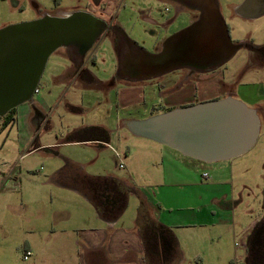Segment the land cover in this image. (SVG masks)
Returning <instances> with one entry per match:
<instances>
[{
    "label": "rangeland",
    "instance_id": "1",
    "mask_svg": "<svg viewBox=\"0 0 264 264\" xmlns=\"http://www.w3.org/2000/svg\"><path fill=\"white\" fill-rule=\"evenodd\" d=\"M241 1L216 0L223 21L229 28L230 39L232 42L251 41L254 45H263L264 16L245 19L233 14V6ZM91 3L92 0H0V28L38 19L42 12L53 16L57 12L87 11ZM173 4L169 6L165 0H117L113 15H116L117 25L131 40L145 51L155 53L161 49L168 36L192 22H188L189 14L198 16V11L190 8L184 7L178 12ZM166 7L169 8L168 11H165ZM91 13L106 20L110 19L100 16L99 13ZM146 15L155 23L147 22ZM172 20H176L172 26L162 27L163 23ZM113 38V33H104L85 56L87 74L93 77L94 85L85 81L58 83L56 72L59 64L66 65L63 62L66 50L58 48L49 56L38 82L39 92L33 94L31 99L46 114V119L39 125L38 132L35 131L36 127L28 129L20 125L18 128L16 123L4 126V121H0V159L6 164L18 165L15 167L16 178L5 184L6 192L3 193L6 196L4 199L0 198V224L6 226L12 224L15 227L30 225L33 221L34 208L38 204L43 208L35 199L37 193L45 191L40 176L47 170L65 166L68 161L94 176L123 179L132 190L137 193L149 192L155 200L168 192L175 194L173 204L185 209L187 215L193 214L188 209L203 210L205 204L216 200L224 203V206H229L235 201L233 219L245 234L248 224L256 218L261 219L264 215V61L254 55L251 56L245 48H241L214 73V78L220 81L224 90L228 88L232 92L235 91L236 98L255 109L259 119V135L255 144L247 152L234 158L232 163L237 164L231 172L233 185L219 182L216 188L212 186L216 181L204 179L203 185L184 184L169 189L162 185L163 168L160 166L162 151L175 153L174 155L179 158L178 152L132 134L125 126L124 119L145 118L143 115L150 114L153 108L150 107L147 113V107L149 108L147 105L153 100H163V97H157L159 93L165 94L168 89L173 92L179 87L183 92L190 84L200 83V78L190 71L176 69L147 80L124 81L117 76V54L113 49ZM123 85H139L144 103L134 104L123 112L116 108L115 91ZM23 104L17 106L15 111ZM68 104L82 110H71ZM112 115H117L118 119H113V126L109 131L110 140L105 146L65 142L66 135L71 130L82 125H108ZM121 116L122 122L119 121ZM148 116L150 115L146 117ZM27 138H32V146L55 143L53 152L46 156L39 153L25 154ZM182 157L181 155V161H184ZM201 163L206 167H213L209 163ZM83 164L86 167H83ZM208 184L211 186H207ZM58 194L61 196L62 191ZM135 197L134 194L128 196L122 220L131 221L136 217L139 201ZM45 199L50 202V195ZM56 203L60 205V200H56ZM200 214L195 216L197 221L193 223L194 225L175 229L181 240L182 249V258L178 264H242L243 261L234 257L222 258L220 251L227 248L236 251L237 255H244L241 246L244 235L240 232V235L232 239L228 236L226 239H219L216 235L217 222L206 217L204 210ZM246 234L249 235L250 231ZM223 241L231 242L232 245L228 244L226 247ZM219 242L223 246L219 245ZM197 245L202 254L196 250ZM216 246L220 249L219 253ZM11 250L13 254L16 251L18 255L20 253L16 247H12ZM198 257H201L200 260ZM19 261L23 263L21 257Z\"/></svg>",
    "mask_w": 264,
    "mask_h": 264
},
{
    "label": "crops",
    "instance_id": "2",
    "mask_svg": "<svg viewBox=\"0 0 264 264\" xmlns=\"http://www.w3.org/2000/svg\"><path fill=\"white\" fill-rule=\"evenodd\" d=\"M165 1L169 3V6L174 3L173 5L178 12L185 7L198 11L199 16V10L196 7H190L184 4L182 0ZM244 1L245 0H242L233 6V14L248 19L264 16V0H251L239 12L238 9ZM93 4L94 5L91 4L90 6L94 13H99L100 16H104L107 19L110 18L109 20L119 27L115 20L116 15H113L114 9L117 7V0H95ZM165 9H167L165 11L169 10L168 7ZM198 16L189 14L187 18L188 22L195 21ZM145 20L151 23L154 22L148 15H146ZM175 21L176 20H172L169 23L165 22L162 24V27L169 28ZM119 28L122 30L121 27ZM64 57L65 60H63V62L66 65L59 64L56 72L58 83L85 81L94 85L92 84L94 82L91 76L89 77L87 75L83 80L74 77L75 70L73 60L67 50ZM85 60L86 59H84V62ZM196 85V83L190 84L183 92H181V87H179L173 92H170V89H168L165 94L163 92L159 93L157 97H163V100L151 101L150 104L147 105L149 106V108L147 107V113L150 107H156L157 113H160L166 108H176L182 105H191L208 101L205 100L206 98L201 92L202 86L200 85L198 92L199 98H193L197 89ZM140 90L141 87L139 85H123V87L118 88L115 91V107L123 112L124 109L134 104L144 103V101L142 102ZM68 108L71 110H82L70 104H68ZM151 112L152 110H150V114L147 115H151ZM147 115H143V117ZM12 117L13 120L9 125H14L16 123L18 128L20 125H23L24 128L27 127L28 129L36 127L37 130L35 129V131L38 132V127L45 121L46 114L42 108L36 106V103L31 100L30 102H25L20 109H16ZM113 119L117 120V115H112L111 119L109 118L111 122L110 124L108 123V125L79 126L66 135L65 142L86 146H98V144L101 143L98 140L79 141L75 139L74 141H68L67 137L71 136L74 132L82 131L84 128L99 126L108 132L109 138L108 142L104 143L105 146L110 140L109 131L113 126ZM129 119L139 118H127L124 119V121ZM119 121H123V116L119 117ZM34 140H36V138ZM25 145V154L39 153L42 156H46L53 152L55 143L36 144L32 146V138H27ZM174 154L175 153H171L170 151H162L160 166L163 168V186L171 189L180 187L184 184L203 185L204 179H213V182L216 181L212 185L214 187H216L219 182L227 184L232 183L231 172L233 171V167H237V164L232 165L235 160L234 158L230 159V161L225 160L209 163L213 167H206L202 165V161L184 156L179 152V155H177L179 158ZM181 155L184 161H181ZM226 161L227 163H224ZM15 167H18L16 163L6 164V162L0 159V198L2 199L6 196V194L3 193L6 188L5 184H7L9 180L16 178ZM83 167H86L85 164H83ZM80 170L86 175L94 176L84 172V169ZM203 173H207L208 177H202ZM76 175V173L70 170H65L64 166H60L59 168L47 170L40 176L45 191H41L39 194L37 193L35 199L38 203H41L43 208H40L39 204L34 208L32 212V223L26 227H15V225L12 224L8 226L3 223L0 224V264H21L19 261L20 257L23 260L22 264H178L182 258V249L181 240L175 231L181 229V227L194 225L193 223L197 221L195 216H197V214L199 215L203 210L206 217H210L211 220L213 219L217 222L218 229L216 230V235H218L219 239H226L227 236L232 239L240 235V232L243 234V230L239 229L233 219L235 201H232L229 206H224V203L216 200V202L205 204V209L203 210L195 211L194 209H188L189 212L193 214L187 215L185 209L173 204L175 203L173 198H176L175 194L168 192L158 200H155L149 192L137 193L132 190L123 179L110 176H98L117 180L130 188V192L126 198V205L128 196L131 194H134L136 196L135 198L139 201V205L135 212L136 217L131 221L122 220L126 205L116 218L104 219L98 215L89 198L77 188L76 184H74ZM13 183H15V181H13ZM207 186L211 185L208 184ZM59 191H62L61 196L58 194ZM47 195H50V202L45 199ZM58 199L60 200V205L56 203ZM141 205L144 207L145 215L147 216L146 227H153L161 232L159 239L163 245V253L160 257L156 256L155 252L154 254L150 253L147 239L142 230L143 228H141L139 224L138 211ZM109 212L114 211L109 210ZM259 220L260 218L252 220L246 228V233L251 231ZM246 233L243 234L241 245L244 255H237L236 251L233 252V250L230 251L227 250V248L225 251H220L219 247L216 246L218 253L220 251L221 257L226 259H232V257H234V259L243 261L242 264H250L248 251L249 235ZM223 243L226 247L228 244L230 246L232 245L231 242L223 241ZM194 244L195 243H193V245ZM219 245L222 244L219 242ZM197 246L198 247L195 248L200 253L199 245ZM12 247L19 249V255L17 251L15 254L12 253ZM25 250L30 251V255L26 260L23 259V251ZM200 258L201 257H198V260H200Z\"/></svg>",
    "mask_w": 264,
    "mask_h": 264
},
{
    "label": "water",
    "instance_id": "3",
    "mask_svg": "<svg viewBox=\"0 0 264 264\" xmlns=\"http://www.w3.org/2000/svg\"><path fill=\"white\" fill-rule=\"evenodd\" d=\"M250 1L245 0L239 12ZM191 2L199 10L197 19L168 36L155 53L145 51L119 27L110 28L118 37L120 79L147 80L181 68L206 71L235 52L238 47L230 41L216 1ZM107 28L104 19L87 11L45 15L0 28V121L13 108L31 101L46 62L56 49H66L72 60L81 64ZM125 126L136 136L206 163L244 154L259 135L256 110L231 96L129 119Z\"/></svg>",
    "mask_w": 264,
    "mask_h": 264
},
{
    "label": "flooded vegetation",
    "instance_id": "4",
    "mask_svg": "<svg viewBox=\"0 0 264 264\" xmlns=\"http://www.w3.org/2000/svg\"><path fill=\"white\" fill-rule=\"evenodd\" d=\"M182 1L184 2V4L189 5L190 7H195L194 4L191 2V0H182ZM93 2L95 3V0H92V3H91L92 5H94ZM87 12H90V13L93 12L90 5H89V8H87ZM66 14H68V13L67 12H57L53 16H64ZM45 15H49V14L42 12L40 14V17L45 16ZM49 16H52V15H49ZM102 19H104V18H102ZM245 19H248V18H245ZM104 20L108 23V28L106 29V31L104 33H108V32L113 33L114 38L112 40H113V42H114V40H117L116 42L118 43L117 34L110 29L116 25L113 24V22H111L110 20H106V19H104ZM225 28H226L227 33L229 35V28L227 27L226 24H225ZM229 38H230V36H229ZM230 41H231V39H230ZM231 43L238 47L235 50V52L241 48H245L251 56L254 55L259 60L261 59L262 61H264V44L260 45V46H255L251 41H250V43H240L238 41L237 42L231 41ZM87 53H86V55H87ZM85 56H84V59H85ZM71 59H72V57H71ZM84 59L82 60L81 64H78V63L73 61L74 70H75L74 77H77V79H81V80H83L88 75L87 74L88 71L85 67L87 60H85V62H84ZM224 65H225V62L222 63L221 65H219L218 67L214 68V69H210V70H206V71L205 70L199 71V70H194L191 68H181V70H184L186 72L190 71L192 73L197 74V77L199 76V78H200L199 79L200 83H197V85H196L197 89H196L195 95L193 97L194 99L199 98V94H198L199 85L202 86L201 92H202L203 96L206 98L205 100H208V101L209 100H216V99H221V98H224L227 96H231V97L237 99L235 94H234L235 91L232 92L228 88H226V90H224V86H222L220 81L218 82V80H216L214 78V76H215L214 73L218 69H220V67H222ZM203 87H204V90H203ZM90 192H92L93 195L96 198H98V200L101 202V204L108 211L109 210L115 211L121 205L120 193L117 192V190H115V188L110 184H100V185L91 186ZM144 234H145V237L147 239V245H148L150 253L154 254V252H155L156 256L160 257L163 253V249H162L163 245L161 244L160 239H159L161 236V232L156 228L154 229L153 227L152 228L146 227ZM248 251H249L250 264H264V216L255 224V226L250 231V234L248 236Z\"/></svg>",
    "mask_w": 264,
    "mask_h": 264
},
{
    "label": "trees",
    "instance_id": "5",
    "mask_svg": "<svg viewBox=\"0 0 264 264\" xmlns=\"http://www.w3.org/2000/svg\"><path fill=\"white\" fill-rule=\"evenodd\" d=\"M117 40H114V50L116 52L117 49ZM38 88V85L37 87ZM182 106H187V105H182ZM181 106V107H182ZM173 108H166L163 109L162 112L170 110ZM15 112V108H13L12 110H10L1 120L4 121V126L9 125L12 120L13 117L12 115ZM157 113V109L156 107L152 108V112L151 115L156 114ZM108 132L99 126H92V127H88V128H84L82 131L80 132H74L71 136L67 137L68 141H74L76 140H98L101 143L98 144V146H104V143L108 142ZM65 170H70L74 173H76L77 175L75 176V181L74 184L77 185V188L79 190H81L90 200V202L93 204V206L95 207L98 215L104 219H114L118 216V214L123 210V208L126 205V198L128 193L130 192V188H128L127 186H125L124 184H122L121 182L114 180V179H107V178H103V177H98V176H89L84 174L83 172H81V170L75 166L74 164L70 163V162H66L65 166H64ZM100 184H110L112 185L115 190H117V192L120 193L121 195V205L119 206V208L117 210H115L114 212H109L102 204L101 202L98 200V198H96L92 192H90V188L91 186L94 185H100ZM146 219L147 216L145 215V209L144 207L141 205L139 207V211H138V221L139 224L141 226V228H143V233L145 232L144 230L146 229Z\"/></svg>",
    "mask_w": 264,
    "mask_h": 264
},
{
    "label": "built area",
    "instance_id": "6",
    "mask_svg": "<svg viewBox=\"0 0 264 264\" xmlns=\"http://www.w3.org/2000/svg\"><path fill=\"white\" fill-rule=\"evenodd\" d=\"M165 10H167V9H165ZM38 91H39V88H36V89L34 90V93H37ZM120 166H121V165H120ZM202 177L207 178V177H208V174H207V173H203V174H202ZM29 255H30V251H28V250L23 251V259H24V260H26V259L28 258Z\"/></svg>",
    "mask_w": 264,
    "mask_h": 264
}]
</instances>
